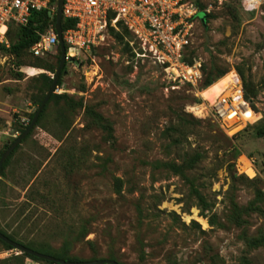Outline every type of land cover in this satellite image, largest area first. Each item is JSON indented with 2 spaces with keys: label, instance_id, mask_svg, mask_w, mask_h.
<instances>
[{
  "label": "rangeland",
  "instance_id": "obj_1",
  "mask_svg": "<svg viewBox=\"0 0 264 264\" xmlns=\"http://www.w3.org/2000/svg\"><path fill=\"white\" fill-rule=\"evenodd\" d=\"M184 1L207 15L190 20L186 56L213 81L207 101L201 82L169 81L122 21L108 26L104 45L65 61L54 94L69 99L46 104L0 176L1 231L73 262L264 264V0ZM57 55L0 54V153ZM236 77L254 113L245 129L189 112ZM16 258L45 264L0 242V264Z\"/></svg>",
  "mask_w": 264,
  "mask_h": 264
},
{
  "label": "built area",
  "instance_id": "obj_2",
  "mask_svg": "<svg viewBox=\"0 0 264 264\" xmlns=\"http://www.w3.org/2000/svg\"><path fill=\"white\" fill-rule=\"evenodd\" d=\"M56 10V0H0V44L9 46V28L26 25L32 12L46 11L54 22L38 34V41L28 52L34 58L57 54ZM194 16L195 7L184 0H63L61 22L63 19L76 20L72 28L63 30L61 27L65 60L72 61L83 50L104 45L107 27L122 21L165 65L169 81L197 86L202 80L200 66L185 60L192 37L190 20ZM70 50L75 53L71 55ZM194 105H197L195 109L207 108V117L211 116L232 135L245 129L254 114L250 103L244 99L240 83L219 95L211 106L204 101ZM189 112L195 115L193 106ZM248 113L250 117L246 116ZM249 164L252 166L251 162Z\"/></svg>",
  "mask_w": 264,
  "mask_h": 264
},
{
  "label": "trees",
  "instance_id": "obj_3",
  "mask_svg": "<svg viewBox=\"0 0 264 264\" xmlns=\"http://www.w3.org/2000/svg\"><path fill=\"white\" fill-rule=\"evenodd\" d=\"M200 13H202L204 15V17L206 18L207 15L203 11H199L198 13H196V16L199 17ZM53 22H54V19L53 18L51 19L46 11L32 12L30 14V16H29V19H28V22H27L26 25H24V26H13V27L9 28V30L7 32V38H8L9 46L5 47L4 45L0 44V54H10V55H14L16 57L20 56L23 53L29 54V52H28L29 48L34 43H36L38 41V38H39L38 34L44 32V30L47 28V26L49 24H51V23L53 24ZM75 23H76V20H74V19H63L62 22H61V27H62L63 30L64 29H69V28L74 27ZM12 35L14 36V40L13 41H11V36ZM57 54L56 55L58 56V64H59V60H60V52H59V50H58ZM37 59H39V58H37ZM185 60L187 62V59H185ZM189 64H191V63H189ZM217 76L221 77V76H223V74H218ZM39 77L42 80V82L45 84V88H46V91H47L49 89L51 83H52V79L49 76H47L46 74H39ZM212 82L213 81L211 79H209V77L207 76L206 78H204V80H201L200 88L204 89L206 87H209L210 85L213 84ZM58 85H59V83L57 82L56 86H58ZM44 95L45 94H42L41 96H39V98L37 100L32 101V104L38 107L40 105L42 99L44 98ZM53 98L67 100V99H69V96L66 95V94H62V95L52 94L51 97L49 98L48 102L51 99H53ZM45 107H46V105H45ZM45 107L41 111L38 119L40 118V116H41L42 112L44 111ZM33 115H34V113L29 114V122H28V124L23 126L20 123L21 127H20L19 130H16V132H18L20 134L23 133L26 130V128L28 127L30 121L32 120ZM37 122H38V120H37ZM255 135H256L257 138L262 139L263 143H264V128L257 129L256 132H255ZM18 147L10 154V156L7 158V160L0 167V176H1V178L5 177V169L9 165L10 160H11L13 154L18 149ZM6 148H8V146ZM1 155H2V153H0V157H1ZM0 233H2L4 236L9 238L10 240L18 242L12 236L6 234L5 232H3L1 230H0ZM0 242L3 243L2 241H0ZM18 243H20V242H18ZM3 244L8 250H12L11 247L6 245L5 243H3ZM20 244H22L23 246H25V247H27L29 249L35 250V251H37L39 253H42V254H46V255L52 256V257H54L56 259H59V260L72 261V259H69V258L63 256L60 253H53L52 251H49L48 249H45V248H34L31 244H23V243H20ZM22 255L24 257H26L28 259H31V260H34V261H41V262H43L45 264H54L52 262L40 260V259H37V258L32 257V256H29V255L24 254V253H22ZM107 260L112 261V262L117 263V264H121L115 257H110ZM10 261L11 260H4L2 263L5 264V263H8ZM13 261L14 262L11 263V264H18V258H16Z\"/></svg>",
  "mask_w": 264,
  "mask_h": 264
},
{
  "label": "water",
  "instance_id": "obj_4",
  "mask_svg": "<svg viewBox=\"0 0 264 264\" xmlns=\"http://www.w3.org/2000/svg\"><path fill=\"white\" fill-rule=\"evenodd\" d=\"M57 3V10L55 14V31L58 36V42H59V52H60V60L59 64L55 70L54 76L51 78L52 83L49 87V89L46 91L44 98L42 99L40 105L37 107V109L34 112L33 118L30 121L28 127L26 130L21 133L11 144L8 146V148L2 153L0 157V167L3 165V163L7 160V158L10 156V154L22 143V141L32 132V130L35 128L38 117L47 104L49 98L51 97L52 94L55 93L56 91V84L59 79V76L61 74L62 68L65 65V48L63 41L61 39V11H62V5H63V0H56ZM199 18L201 21L204 23L205 17L202 13L199 14ZM0 241L8 245L9 247L12 248V250L18 251L20 253L27 254L29 256L35 257L40 260L52 262L54 264H117L112 261L106 260V259H99V260H91V261H80V262H73V261H64V260H59L56 259L52 256L46 255L39 253L35 250L29 249L22 244L15 242L13 240H10L6 236H4L2 233H0Z\"/></svg>",
  "mask_w": 264,
  "mask_h": 264
},
{
  "label": "bare ground",
  "instance_id": "obj_5",
  "mask_svg": "<svg viewBox=\"0 0 264 264\" xmlns=\"http://www.w3.org/2000/svg\"><path fill=\"white\" fill-rule=\"evenodd\" d=\"M70 52H75V51H73V50H70L69 51V53ZM71 54V53H70ZM72 55V54H71ZM239 83V80H237V77H236V79H234V80H231L230 82H228L222 89H221V91H220V93L218 94V96L219 95H221V94H223V93H225L226 92V90H230V88H232V86H234V85H237ZM208 87H206V88H204V89H202L201 91H200V93H199V96L204 100V101H207L203 96H202V92H204V90H206ZM217 96V97H218ZM216 97V98H217ZM215 98V99H216ZM215 99L214 100H212L211 102H210V105L209 106H211L212 104H213V102L215 101ZM195 107H197V105L195 106ZM195 107H194V110H195V115L196 116H203V115H209V113L207 112V108H204V107H202V108H197V109H195ZM208 113V114H207ZM251 114V113H250ZM250 114L248 113L246 116H248V117H250ZM245 170H247L246 172L250 175V174H252V169L251 170H248V169H245Z\"/></svg>",
  "mask_w": 264,
  "mask_h": 264
},
{
  "label": "clouds",
  "instance_id": "obj_6",
  "mask_svg": "<svg viewBox=\"0 0 264 264\" xmlns=\"http://www.w3.org/2000/svg\"><path fill=\"white\" fill-rule=\"evenodd\" d=\"M258 2H259V0H258Z\"/></svg>",
  "mask_w": 264,
  "mask_h": 264
}]
</instances>
